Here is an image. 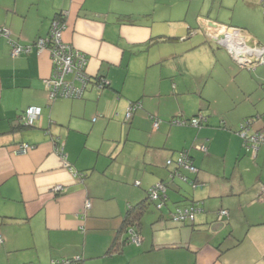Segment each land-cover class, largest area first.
I'll return each mask as SVG.
<instances>
[{
  "label": "crops",
  "instance_id": "1",
  "mask_svg": "<svg viewBox=\"0 0 264 264\" xmlns=\"http://www.w3.org/2000/svg\"><path fill=\"white\" fill-rule=\"evenodd\" d=\"M209 2L0 0V27L21 45L47 37L62 14L64 39L87 56L93 79L82 99L51 102L45 85L53 67L49 51L13 57L0 35V264L77 257L81 264H264V147L254 154L238 135L245 118L264 114V66L241 70L209 37L223 25L245 30L250 46L264 45V9L261 0ZM195 3L199 13L190 21ZM225 6L232 8L231 18L221 17ZM159 36L175 40L145 47ZM209 64L226 73L231 91L214 70L203 73ZM99 77L111 88L98 91ZM210 90L227 100L214 112ZM156 98L167 99L166 110ZM131 102L143 109L127 122ZM29 108H40L41 117L21 128ZM179 112L186 120L202 113L208 123L173 126ZM151 118L163 123L155 129ZM23 145L32 150L17 154ZM183 150L193 157L199 187L178 181L162 212L145 215L143 244L119 248L129 208L168 181L166 162ZM127 181L134 183L123 195ZM60 185L61 193L55 190ZM191 200L203 208L195 226L171 223L170 212ZM221 210L228 216L220 222Z\"/></svg>",
  "mask_w": 264,
  "mask_h": 264
},
{
  "label": "built area",
  "instance_id": "2",
  "mask_svg": "<svg viewBox=\"0 0 264 264\" xmlns=\"http://www.w3.org/2000/svg\"><path fill=\"white\" fill-rule=\"evenodd\" d=\"M261 4L264 7V0H261ZM67 30V24L63 19L54 20L49 35L45 38H40L31 45H21L18 42L11 39V33L8 29H1L0 35L8 40L11 47V55L18 57L23 54L32 52L34 48L40 53L44 50L49 51L52 60V73L49 79L45 81L46 89L49 94L51 102L59 99H78L81 97L83 89H85L87 82L89 81V74L87 67L89 60L86 55L76 50L71 44L67 43L63 39V34ZM209 37L216 45L223 47L227 50L233 60L242 68L248 70H255L259 66H264V45L250 46L247 41V35L245 30L217 25L215 31H213ZM80 84V86H78ZM139 106H130L126 117L131 118L133 113L138 110ZM40 108H29L21 117L20 123L24 126L32 127L41 117ZM202 118L193 119L191 121L192 126L198 127ZM259 122H264V118L253 119L247 122L245 128H242L240 136L244 139V144L248 151H253L257 154L262 147H264V123L263 127L255 129V125ZM174 125L185 126L186 122L181 120H175ZM154 127H158L156 121ZM244 127V126H243ZM202 151H206L204 147H198ZM32 150L30 145H23L16 151L17 154H26ZM57 152L63 159H66L64 155V148L58 145ZM171 164V161H168ZM177 167L185 168L191 173H197V168L194 167L193 162L187 151L180 154L177 159ZM69 168H71L69 166ZM75 176L81 177L82 174H76ZM64 186L60 185L55 190L61 193ZM166 188L163 185H158L153 190V199L157 200L159 193H165ZM264 194V188H263ZM86 208H91L90 201L87 202ZM195 213V212H194ZM193 211L185 210V213L178 212L173 216V221L176 224H181L184 221L194 219ZM228 216V211L221 210L218 213V220L221 222ZM0 237V243H2ZM135 243L140 244L141 240L134 237ZM81 258L77 257L73 260H56L51 264H76Z\"/></svg>",
  "mask_w": 264,
  "mask_h": 264
},
{
  "label": "trees",
  "instance_id": "3",
  "mask_svg": "<svg viewBox=\"0 0 264 264\" xmlns=\"http://www.w3.org/2000/svg\"><path fill=\"white\" fill-rule=\"evenodd\" d=\"M57 19H59V20L60 19H63L64 22H66L64 16H62V14L56 15V17L53 19V21L54 20H57ZM53 21L51 22V25H52ZM51 25H50V28H51ZM1 29H7V28H1L0 27V30ZM49 32H50V30H49ZM194 33H195V31L193 33H191L189 36L192 37L194 35ZM41 38H45V37H41ZM38 39H40V38H38ZM174 40H175V38H171V37H168V36L153 37L145 45V47L149 48V47H151V46H153V45H155V44H157L159 42H173ZM34 49H36V48H34ZM241 70H243V71H249V72L255 71V70H248V69H242V68H241ZM95 81H96L95 82V85H96L98 91H100V92H102V91H104L106 89H110L111 88V84H110L111 82L108 81L107 78H105V77H99V78L95 79ZM92 83H93V79L91 77H89V81L87 82L85 89H83V92H82L81 97L78 98V99H82L84 97V94H85L88 86L90 84H92ZM78 86H80V84H78ZM136 105L139 106L138 107V110H136L133 113V115H132L131 118H127L126 117V121L127 122H131V120L133 119L135 113L138 112L139 110H142L143 107H142L141 102H131L130 103V106H136ZM126 115H127V113H126ZM199 118H202V120L200 122V125L198 127L192 126L191 121L193 119H199ZM258 118H262L263 119L264 118V114H262L260 116L259 115H256V116H251V117L245 118L244 121L240 124L239 130H238V135L240 136V133L242 131V128H245V125L247 124L248 121L253 120V119H258ZM154 119H156V121L158 120L157 118H154ZM174 121H175L174 119L171 121V124L172 125H174L173 124ZM181 121H185L186 122V125L185 126H190V127H194V128H201L206 123H208V117H206L202 113H200V114L192 117L190 120L184 119V120H181ZM19 125H20L21 128H28V126H24L20 122H19ZM225 125H226V123L223 122L221 124V127H225ZM174 126H178V125H174ZM179 127H181V126H179ZM182 127H184V126H182ZM157 128H155V129H157ZM242 140H243V144H244V139L242 138ZM57 143H58V141H57ZM244 147L246 148L245 144H244ZM184 151H186V150L181 151L178 154V157L175 160L174 159H169L168 161H171V164L170 165L168 164V161L166 162V166L169 169H171V171L169 173L168 181L161 182V183L157 184L156 186H154L153 188H151L150 190H148V196H147V198L143 202H141V203H139V204H137V205L132 206V207L129 208V210L127 212V215H126V217L124 219L123 225H122L121 229L118 232L119 234H118L117 240H121L122 239V241H123L121 243V245L119 246V248L122 247L123 245H127V244L128 245L131 244V245H135V246H140V245L143 244L144 241H143V235L141 233V229H142L143 219H144L145 215L148 214V213L153 214V213H155V210H157L160 213L162 212L163 208L165 206H167V204H169V202H168L169 198L167 196L168 190L169 189H173V188H177V189L180 188L179 186H177L176 182L179 181L181 184H186V185L190 186L193 189H197L199 187V183L197 182V179H196V176H197L196 173H191V172H189L185 168H179V167H177V164H176L177 163V159L179 158L180 154L182 152H184ZM188 154H189V156H190V158H191V160L193 162V157L190 155L189 152H188ZM193 165H194V162H193ZM194 167H195V165H194ZM84 176L85 175L82 174L81 177L84 178ZM137 184H139V183H137ZM158 185L159 186L160 185H163L166 188V192L165 193H159V195H158L159 198L157 200H154L153 199L152 192H153V190H155L157 188ZM174 185L176 187H173ZM183 196L185 197V200H187V199L189 200L188 196H186V195H183ZM185 210H187V211H193V213L195 212L194 213V219L193 220H188V221L186 220V221L182 222L180 225L194 227L195 226L194 223H195L196 216L199 214V212H201L203 210L202 204L200 202H196V201H192L191 200V203H189L188 205H178L173 211L170 212V221L174 222L173 221V216L175 214H177L178 212L185 213ZM134 237L139 238L141 240V243L140 244L135 243L133 241L134 240ZM116 246H118V244H116ZM81 263H82V259L80 261L76 262V264H81Z\"/></svg>",
  "mask_w": 264,
  "mask_h": 264
},
{
  "label": "rangeland",
  "instance_id": "4",
  "mask_svg": "<svg viewBox=\"0 0 264 264\" xmlns=\"http://www.w3.org/2000/svg\"><path fill=\"white\" fill-rule=\"evenodd\" d=\"M188 1H190V0H188ZM227 1H230V2H232L233 4H234V0H227ZM208 2H209V0H208ZM211 3L209 2V5H210ZM187 5V4H186ZM187 7H188V5H187ZM226 7V6H225ZM223 8L222 9V15H221V17L222 18H231V16H232V8ZM261 7H262V9H264V7H263V5L261 4ZM190 14H189V19H190V21H192L195 17H196V15L199 13V3L198 4H194L193 6H192V9L190 10V12H189ZM223 21V20H222ZM67 24V23H66ZM65 33V32H64ZM63 39H64V34H63ZM192 39V37L190 38V40ZM189 40V41H190ZM64 41H65V39H64ZM66 42V41H65ZM68 43V42H67ZM222 52H224V51H222ZM227 52V51H226ZM203 63V62H202ZM204 67H205V69H204V71H203V73L206 75V76H210L211 74H212V72H213V70H214V75H216V79H218L219 78V80H221L222 82H221V84L222 85H224L225 87H226V89L228 90V91H231L233 88H231V90H229L228 88H227V85L228 86H230V87H233L230 83H229V77H227V75H226V73L221 69V67L219 66L218 68H215V69H213L214 67H212V65L211 64H209L208 66L207 65H203ZM194 71V70H193ZM194 73H196V72H194ZM212 86V84L209 86V88ZM209 93H210V97H211V99L213 100V105H212V109H211V111L212 112H214V110H218L222 105H225L226 104V102H227V100H225L226 99V97H222L221 98V93H218V92H215V91H213V90H210L209 91ZM215 94H219V96H213V95H215ZM153 101V100H152ZM167 99H165L164 101H160L158 98H156L155 100H154V103L156 104V105H160V104H162L163 105V108H162V110L164 111V110H166V106H167ZM207 104V103H206ZM205 104V105H206ZM143 109V108H142ZM198 110V109H197ZM240 109H238L237 111H239ZM141 111V110H140ZM236 111V112H237ZM139 112V111H138ZM155 116H157L156 114L157 113H153ZM177 115H179L177 118H174V120H184V118H180V115H181V113L179 112ZM151 120H152V122H153V124L155 123V121H156V119L154 120L153 118H151ZM173 120V119H172ZM171 120V121H172ZM244 121V120H243ZM242 121V122H243ZM157 122H158V127L163 123L162 122V120L159 118V120H157ZM174 126V125H173ZM182 127V126H181ZM184 127H189V126H184ZM239 127H240V125H239ZM122 146H123V143H122ZM262 149V148H261ZM134 182L133 181H130V182H128L127 181V183L125 182L124 184H123V195H125V194H127L128 192H129V189L131 188L130 187V185H132ZM127 184H130V185H128L127 186ZM176 184H178V185H180L178 182H176ZM184 187H188L189 188V186L188 185H186V184H184L183 185ZM171 223H174V222H172L171 221ZM175 224V223H174Z\"/></svg>",
  "mask_w": 264,
  "mask_h": 264
}]
</instances>
